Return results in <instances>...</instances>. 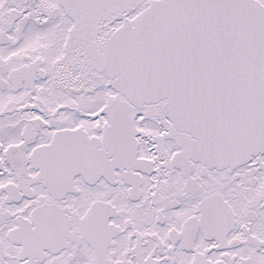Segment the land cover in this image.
I'll use <instances>...</instances> for the list:
<instances>
[{
	"label": "snow or ice",
	"instance_id": "6c2138e0",
	"mask_svg": "<svg viewBox=\"0 0 264 264\" xmlns=\"http://www.w3.org/2000/svg\"><path fill=\"white\" fill-rule=\"evenodd\" d=\"M0 264H264V0H0Z\"/></svg>",
	"mask_w": 264,
	"mask_h": 264
}]
</instances>
